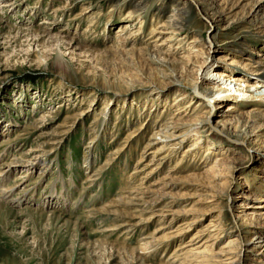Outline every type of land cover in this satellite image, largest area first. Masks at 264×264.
I'll list each match as a JSON object with an SVG mask.
<instances>
[{"label":"rangeland","instance_id":"374dc122","mask_svg":"<svg viewBox=\"0 0 264 264\" xmlns=\"http://www.w3.org/2000/svg\"><path fill=\"white\" fill-rule=\"evenodd\" d=\"M143 1L0 0V264H264V0Z\"/></svg>","mask_w":264,"mask_h":264},{"label":"bare ground","instance_id":"6f19581e","mask_svg":"<svg viewBox=\"0 0 264 264\" xmlns=\"http://www.w3.org/2000/svg\"><path fill=\"white\" fill-rule=\"evenodd\" d=\"M178 4L177 6H175L174 10H172L164 19V21L160 22L159 24H157L158 27H161V26H168L171 28V30H169V33L174 36L176 34H179L183 32L184 30V27H186L188 25V22H189V19L192 17V8L196 7L198 12L201 13V15L205 18V20L207 21L208 23V26L209 27H215V26H222V21L224 20L222 18V16L217 12V11H213L212 9H209L207 8V6L205 5V3H202L200 0H177ZM207 2V1H206ZM210 2V1H209ZM208 3V2H207ZM148 3L146 1H143V0H139V2L136 4V7L132 10V11H128L127 14H125V19L127 18H133V16H135V18L139 17L142 15V10H145L146 8V5ZM209 4V3H208ZM164 5V4H163ZM260 6V5H259ZM215 9V8H214ZM259 9V8H258ZM257 9V10H258ZM134 12H135V15H134ZM140 12V13H139ZM143 21H141L142 23ZM179 39H182V38H179ZM208 48H209V45H208ZM224 59L223 60H226V59H229L230 60V63H234L236 62L235 61V58L233 57H228V56H224L223 57ZM252 63H256V61L254 60L253 62L251 63H244L246 65H253ZM259 63V61H258ZM260 66V65H259ZM214 67V64L213 63H206V61L200 66V70H202L203 68L205 70H207L208 68H213ZM252 67V66H251ZM258 68V67H257ZM260 68L258 69H255V71H257L255 74L256 75H261L262 72H260ZM264 70V69H263ZM262 70V71H263ZM231 71H228V70H223V71H218L217 72V75L219 77V79H223L224 78H230V79H236L237 80H241V81H244L241 77H236L234 75H232V73H230ZM202 81L203 80H199L198 79H195L193 82H192V86L193 88L192 89H195L196 93H200L204 100L207 101L208 103H210L211 105H214V101H216L217 99H222L224 98V96L227 95V91H228V88H226L225 86H222L221 83H219L217 81V84H214L212 86V89H205L204 86H202ZM233 82V81H232ZM260 83H264V79L263 78H257V81L255 82V87L259 86ZM186 84V83H185ZM225 85V84H224ZM247 85V84H246ZM229 87V86H228ZM241 92H243L242 94H240V96H245L244 92H246L247 90L242 88V89H239ZM264 99V97L262 98ZM190 103H193V101H191ZM262 103V102H261ZM264 104V103H262ZM232 106L231 109H234V108H237V106L235 105H230ZM234 106V107H233ZM207 112V111H206ZM209 112L208 111L206 113V120H208L209 118ZM172 122H169V123H166L163 124V127H160L158 130L156 129L155 131H153V135L151 136V139H149V141H147V144L142 152V156L140 157L139 161L141 160H144V155L148 153V151L145 152V149L147 147H149L150 145L152 146V144H154L155 140L159 137V138H162L163 141H158V142H161L162 144H160L159 146H157L156 148L150 150L149 154H151L152 156L150 157V161L148 162V164L146 163L145 166L151 164L153 161H155L162 152H164L163 150L165 148H169L167 147L168 145V141L170 140H174L175 139V142L174 144H178L179 141L181 140V137L185 136L186 135V131L183 132V135L179 132V133H176V131L173 129L174 127L171 126ZM225 124V123H224ZM143 127V125H139V129L137 130V132L139 134H137L136 136L140 135V133L142 131H139L141 130V128ZM184 130V129H183ZM152 139H155V140H152ZM134 141V139H133ZM174 147V145L172 146V148ZM32 149V148H31ZM24 153V152H23ZM27 153V152H26ZM25 153V154H26ZM19 158H22L20 156H18ZM164 158V157H163ZM166 158V157H165ZM26 159V158H25ZM28 159V158H27ZM30 160V159H29ZM160 160V158H159ZM164 160V159H163ZM27 161V160H26ZM31 161V160H30ZM145 161V160H144ZM29 163V162H28ZM159 163L161 164L162 161ZM158 163V164H159ZM10 164H13V163H7L6 165H10ZM88 164L90 165L89 161H88ZM0 166V174L1 173H4L5 171V167H6V171L8 169V166ZM106 166V164L104 165ZM142 170V169H141ZM8 173V171H7ZM23 173V172H22ZM94 177V176H93ZM93 177L91 176L90 178H87V182H91V181H94ZM144 180V179H143ZM95 182V181H94ZM6 191V190H9V188H5V189H2L1 192ZM214 195V194H213ZM212 195V196H213ZM211 196V195H210ZM215 196V195H214ZM216 197H218V195H216ZM229 199V197H228ZM216 201V200H215ZM216 204V203H215ZM226 208V207H225ZM160 213V212H159ZM169 213V212H168ZM164 214V212H163ZM167 214V213H165ZM220 215V214H219ZM161 216V215H160ZM196 219V218H195ZM130 224V223H128ZM188 225V224H187ZM133 226V225H132ZM186 227V225H185ZM183 229V228H182ZM187 230V229H186ZM240 231V234H238V237L236 240H238V242H240L239 245H241V241L240 239H242L243 241L247 242L250 240V236L248 235V232H244L242 230V226H241V229L239 230ZM182 233V232H181ZM177 234V233H176ZM175 234V235H176ZM179 234V233H178ZM178 236V235H177ZM258 244L259 243H255L253 245V249L251 250H254L256 247H258ZM264 247V245H261L260 248ZM242 249V248H241ZM256 250V249H255ZM241 251V250H240Z\"/></svg>","mask_w":264,"mask_h":264}]
</instances>
